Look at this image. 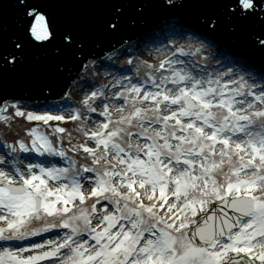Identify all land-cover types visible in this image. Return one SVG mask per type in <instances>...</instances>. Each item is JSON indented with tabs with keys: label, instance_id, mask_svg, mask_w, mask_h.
Wrapping results in <instances>:
<instances>
[{
	"label": "snow or ice",
	"instance_id": "obj_1",
	"mask_svg": "<svg viewBox=\"0 0 264 264\" xmlns=\"http://www.w3.org/2000/svg\"><path fill=\"white\" fill-rule=\"evenodd\" d=\"M0 264H264V0H0Z\"/></svg>",
	"mask_w": 264,
	"mask_h": 264
},
{
	"label": "bare ground",
	"instance_id": "obj_2",
	"mask_svg": "<svg viewBox=\"0 0 264 264\" xmlns=\"http://www.w3.org/2000/svg\"><path fill=\"white\" fill-rule=\"evenodd\" d=\"M156 49H163V45L158 43V45H145L143 46V40H139L138 43H133V50H137V53L141 54L143 59H148L149 62L156 59L157 53ZM105 69L100 70V75L103 76Z\"/></svg>",
	"mask_w": 264,
	"mask_h": 264
},
{
	"label": "water",
	"instance_id": "obj_3",
	"mask_svg": "<svg viewBox=\"0 0 264 264\" xmlns=\"http://www.w3.org/2000/svg\"><path fill=\"white\" fill-rule=\"evenodd\" d=\"M139 40H143V46L145 45H158V42H156L155 40L153 39H150L149 37L147 36H144L143 38H139ZM139 40L133 42V43H138ZM39 99H44V98H39ZM30 104V103H28ZM31 105V104H30ZM39 105H45V104H39Z\"/></svg>",
	"mask_w": 264,
	"mask_h": 264
},
{
	"label": "rangeland",
	"instance_id": "obj_4",
	"mask_svg": "<svg viewBox=\"0 0 264 264\" xmlns=\"http://www.w3.org/2000/svg\"><path fill=\"white\" fill-rule=\"evenodd\" d=\"M134 52H137V50H133ZM140 57L143 59V57L141 56V54H140ZM110 70V69H109ZM50 105V104H49ZM17 127H18V125H17ZM36 239H39V238H36Z\"/></svg>",
	"mask_w": 264,
	"mask_h": 264
}]
</instances>
